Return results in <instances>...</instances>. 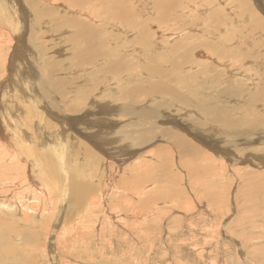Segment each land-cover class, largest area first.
I'll return each mask as SVG.
<instances>
[{
	"label": "rangeland",
	"instance_id": "374dc122",
	"mask_svg": "<svg viewBox=\"0 0 264 264\" xmlns=\"http://www.w3.org/2000/svg\"><path fill=\"white\" fill-rule=\"evenodd\" d=\"M41 1L22 0L27 14L20 19L22 25L26 24V40L31 39L24 43L25 71L18 72L24 77L15 73V82H9L12 76L8 68H4L0 72V87L3 91L13 87L18 92L16 82H19L22 91H27L23 84L29 86L30 83L38 94L35 95L39 99L43 97L39 109L28 105L23 110L26 113L19 112L14 117L9 111L8 120L15 135L16 124L21 122L22 127L33 136L28 143L22 142L25 149H21L19 161L23 165H32L22 169V173L27 175L29 171L34 181H39V178L49 181L52 178L54 193L51 198H42L39 190L28 191L30 188L25 186V179L5 186L6 180L12 182L15 178L8 169L11 162H8V168H4L6 171L3 169L5 172H0L3 174L0 198L1 193L6 191L11 194L14 191L15 198L22 201L21 212L28 210L26 201L32 208L24 211L29 216L23 217V213L18 211L19 204H16L20 201L16 202L8 194L6 197L10 199L5 200V206L9 207L4 209L0 205V227L3 226L0 228V240L3 239L0 241V264H54L55 259L58 264H264V97L256 96L258 88L264 85V0H167L175 2L176 7L170 10L171 17L166 19L147 0L153 9L150 10L153 14L145 17L151 21L150 28L142 31L138 26L127 25L136 30L125 34L107 23L98 25L95 19L73 14L71 10L58 6L59 2L52 4L49 0ZM133 1L131 3L136 6V9L132 7L133 11L138 10L139 5L140 9H144L143 2ZM244 2L246 5H243ZM175 8L183 19L166 31L169 25L164 24L172 19ZM48 9L51 13L47 12ZM61 16L67 20L71 17L83 19L94 24L97 30L101 28L102 32L105 31L102 38L108 39V45H103L105 50L102 47V58L105 55H111V58L103 66V62L100 66L98 64L99 67L78 60L77 46L71 39L74 38V30L66 21L61 25ZM4 17H1L3 28L8 29L10 36L12 25H17V22L11 20L10 25ZM254 17L259 19L258 22ZM190 22H193L192 25H189ZM183 29H186L185 33L194 35L186 47L190 52L189 60L182 58L185 50L180 46L186 40L178 33ZM208 32H212L213 37L217 35V39L220 37L222 41L219 39V43L225 42L223 50L228 46L231 51L218 55L223 46L217 45L214 50V47L211 48L214 42L196 39ZM182 33L185 35L184 31ZM114 36L118 37L119 42H113ZM192 39H195V43ZM6 40L3 45L6 43L4 50L8 51ZM159 46L161 49L158 51L156 48ZM196 47L197 50L194 49ZM81 48L79 46V51ZM203 50L208 52V61L202 62L198 55L200 62H196V52ZM248 52H255L258 60L247 56ZM252 76L256 80L254 83L251 82L254 80L247 81ZM15 92L13 95H7L5 91L2 93L6 95L0 98L3 112H8L4 107L8 109L10 104L15 103L12 101L18 95ZM32 95L34 102L36 97ZM44 106L53 114H66L78 119L75 124H70V128H64L60 121L51 120L54 124H47L42 114L35 111L45 109ZM89 113L101 118L105 116L106 121L103 124L98 122L100 118L94 121L95 117H90ZM28 116L39 124L30 127V131L26 122ZM125 119L130 122H125ZM88 122L93 124L83 126ZM119 122L117 128L121 129H114L112 126ZM86 128L91 129L88 131ZM110 133L115 139H112L113 142L107 138L111 137L108 136ZM176 135L194 144L196 153L191 154L179 147ZM124 143L129 146L120 154L118 150L126 147ZM108 162L114 164L112 166L118 173L115 174L117 180L120 178L121 189H114L108 201L101 203L99 208L89 206L88 201L93 199V194L97 198L101 190L107 191L100 180L106 174ZM139 171H145L149 176L136 188H131V181L122 184V178L131 180V174H139ZM109 183L107 187L112 186L113 181ZM22 185V192H16V187ZM88 185L93 191L85 206L81 207L79 202L86 198L74 188H91ZM112 193L118 195L111 196ZM26 195L31 201L25 199ZM148 199L152 200L144 206ZM69 205H73L74 215L67 212ZM41 208L45 213L39 211ZM19 228L22 236L15 233ZM9 231L20 238L21 245L17 246L9 238L13 236ZM51 232L55 234L51 235ZM37 236L40 240L35 245L43 244L41 247L44 251L40 252V247V250H32ZM25 239L28 245L22 244ZM44 245H49V248ZM16 247L18 250L14 252Z\"/></svg>",
	"mask_w": 264,
	"mask_h": 264
},
{
	"label": "bare ground",
	"instance_id": "6f19581e",
	"mask_svg": "<svg viewBox=\"0 0 264 264\" xmlns=\"http://www.w3.org/2000/svg\"><path fill=\"white\" fill-rule=\"evenodd\" d=\"M35 1H37V0H35ZM49 1H51L52 2V4H54V3H60L58 6H60V7H62V8H64V9H68V11L69 10H71V12L73 13V14H77V15H79L80 17H85V18H89V19H95V23L96 24H98V25H110V27L112 28H116V29H118L122 34H125L124 32H130V31H134V30H136V29H132V28H128L127 27V25H129L130 27H132V26H138V27H140V29L139 30H142V31H146L148 28H150L149 26H150V24H151V21L150 20H148V18H145L146 16H149V14H153V12L151 13V11L150 10H155L156 9V11H160V13H161V15H162V17L163 18H168V17H171V9L172 8H174V7H176V3L174 2H167V0L164 2V1H161V0H159V1H153L152 2V0H148L149 2H151L152 3V8H151V6H150V3L148 2L147 3V0H140V4L143 2V6H145V7H143L144 9H140V5H139V7H138V10H135V11H133V9H132V7H134V5L132 4V3H135L133 0H49ZM131 1H133L132 3H131ZM145 1V2H144ZM197 1V0H196ZM244 1V0H243ZM242 1V2H243ZM248 1V0H247ZM246 1V3H248L249 4V2H247ZM25 2V1H24ZM33 2H34V0H33ZM39 2H42L41 0H39ZM51 2H49V3H51ZM139 2V1H138ZM38 2H36L35 4H37ZM137 3V2H136ZM181 3V2H180ZM241 3V2H240ZM34 4V3H33ZM40 4V3H39ZM38 4V5H39ZM64 4H66V5H64ZM182 4V3H181ZM181 4L179 5V6H181ZM203 4V3H202ZM247 4V5H248ZM182 5H184V4H182ZM186 5V4H185ZM243 5H246L245 4V2H244V4ZM203 6V5H202ZM229 6V5H228ZM72 7V8H71ZM23 8H25V6L23 5V7H22V0H0V72H3V69L5 68V70H7V68H8V72L11 74V78L8 80L9 82H15V79H16V76H15V78H14V74L16 73V74H20V73H18L19 71L20 72H23V71H25V66H26V60L24 59L25 57V48H24V43H25V40H26V38H25V32H26V30H25V25H22V21H21V17L22 16H24L25 17V15L27 14V13H25V10L26 9H23ZM50 8V7H49ZM135 9H136V6L134 7ZM184 8H186L185 6H184ZM104 9V10H103ZM139 9H140V11H139ZM177 8H175V10H176ZM180 9V8H179ZM102 10V11H101ZM174 10V12L175 13H173V15H172V19H170V20H168V22L166 23V24H164V25H169L167 28H166V31H167V29L168 30H170V29H172V27H174V26H177L178 24H179V22H181L182 21V19H183V15L182 14H180V13H178L177 11H179V10H176L175 11ZM188 10V9H187ZM200 10V9H199ZM100 11V12H99ZM181 11V10H180ZM186 11V10H185ZM47 12H49V13H51V11L48 9V11ZM53 12V11H52ZM182 12H184L183 11V8H182ZM181 12V13H182ZM201 12V11H200ZM58 13H60V12H58ZM57 12H54V14H58ZM66 13V12H65ZM159 13V12H158ZM206 13V12H205ZM67 14V13H66ZM70 14V13H69ZM3 15H5V17L3 16ZM68 15V14H67ZM184 15H185V13H184ZM188 15V14H187ZM192 15V14H191ZM201 15V14H200ZM66 16V15H65ZM73 16V15H72ZM75 16V15H74ZM153 16V15H152ZM158 16V15H157ZM240 16V15H239ZM1 17H4V18H6V23H9L10 25H11V22L12 21H14V22H17V25H15V26H13L12 25V29H11V35L9 36L8 35V29H6V28H3L4 26H3V20H1L2 18ZM27 17V16H26ZM187 17V16H186ZM191 17V16H190ZM215 17V16H214ZM251 17H252V15H251ZM70 18V17H69ZM155 18V17H154ZM188 18V17H187ZM186 18V19H187ZM29 19V18H28ZM54 19H55V17H54ZM141 19V20H140ZM142 19H144V20H142ZM149 19H150V17H149ZM161 19V18H160ZM185 19V18H184ZM189 19V18H188ZM187 19V20H188ZM250 19V18H249ZM249 19H246V20H249ZM254 19H255V17H254ZM253 19V21L252 22H254L255 20ZM12 20V21H11ZM19 20L21 21V22H19ZM26 20V19H25ZM59 20L61 21V25H63V23H64V21H66V22H68V24H70V26H71V28H73V30H74V38H71V39H74V44L77 46L76 48H75V51H77V59L78 60H80V61H83L84 63L85 62H87L88 64L90 63V64H97L96 66H98V64H99V66H100V64H101V62H103L102 64H101V66H103V64H105V62H107V60L109 59V58H111L110 56L111 55H105L103 58H102V56H103V50H102V47H103V45H108V43H107V40H104L103 38H102V35H104L105 36V34H104V32H102V29H101V31H100V29L99 30H97L96 28H95V26H94V24H90L89 22H86V21H84L83 19H80V18H70V19H66L64 16H61L60 18H59ZM96 20H98V21H96ZM258 18H257V22H258ZM11 21V22H10ZM29 21V20H28ZM159 21V23H160V20H157V22ZM153 22V21H152ZM162 22V21H161ZM184 22V21H183ZM187 22H189V21H187ZM199 22V21H198ZM247 22V21H246ZM29 23V22H28ZM105 23H107V24H105ZM156 23V22H155ZM158 23V24H159ZM191 23V24H190ZM189 23V25H192V23L193 22H190ZM250 23V22H249ZM23 24H24V22H23ZM30 24V23H29ZM68 24H66V25H68ZM184 24V23H183ZM163 25V26H164ZM185 25V24H184ZM194 25V24H193ZM49 26V25H48ZM57 26V25H56ZM70 26L68 27V28H70ZM162 26V27H163ZM186 26V25H185ZM197 26H199V25H197ZM196 26V27H197ZM44 27V26H43ZM107 27V26H106ZM160 27V26H159ZM245 27H247V26H245ZM253 27V26H252ZM256 27V26H255ZM260 27V26H259ZM49 28V27H48ZM67 28V27H66ZM257 28H258V26H257ZM257 28H256V30H257ZM110 29V28H109ZM115 29V30H116ZM192 29V28H191ZM202 29V28H201ZM204 29V28H203ZM233 29V28H232ZM255 29V28H254ZM261 29H263V27L261 28ZM6 30V31H5ZM61 30V29H60ZM105 30H106V28H105ZM165 30V29H164ZM185 30L186 29H183V31H184V33H185ZM190 30V29H189ZM193 30V29H192ZM246 30H247V28H246ZM258 30H260L259 28H258ZM4 31V32H3ZM16 31V32H15ZM54 31V30H53ZM107 31V30H106ZM183 31H181L180 33H178L179 34V36H180V34L182 35V36H184V38H185V40H186V42H183V43H181V48L182 49H184L185 50V53L182 55V58H184L185 60H189V56H190V52H188V50L187 49H189V48H186L187 47V45H188V40H190L191 38L190 37H192V36H194V35H190V34H188V33H185V35H183ZM195 31V30H194ZM193 31V32H194ZM209 31V30H208ZM228 31V30H227ZM237 31V30H236ZM48 32V31H47ZM52 32V31H51ZM61 32V31H60ZM109 32V31H108ZM190 32V31H189ZM251 32L252 33H255V31L254 30H251ZM107 33V32H106ZM153 33V32H152ZM61 34V33H60ZM68 34V33H67ZM142 34V33H141ZM201 34H202V31H201ZM214 34H216L215 32H214ZM245 34V33H244ZM259 34H261L260 32H259ZM52 35V34H51ZM143 35V34H142ZM148 35H150V34H148ZM248 35H250V34H248ZM256 35V34H255ZM262 35H263V33H262ZM33 36V35H32ZM39 36V35H38ZM64 36V35H63ZM110 36V35H109ZM113 36V35H112ZM111 36V37H112ZM181 36V37H182ZM8 37V40H6V38ZM128 37V36H127ZM131 37V36H130ZM196 37V36H195ZM206 37V38H205ZM250 37V36H249ZM254 37V36H253ZM253 37L251 38V39H253ZM33 38H34V36H33ZM32 38V39H33ZM75 38L77 39V41L75 40ZM236 38V37H235ZM36 39V38H35ZM111 39V38H110ZM113 39V42L114 41H116V42H119L118 41V37H113L112 38ZM136 39V38H135ZM176 39V38H175ZM196 39L197 40H199V41H202V40H205L204 42H206V43H212V42H214L212 45H211V48H213L214 47V50H215V48H217V45L218 46H223V47H221V50H219L218 51V55H221V54H226L227 52H229V51H231V50H228V46L223 50L222 48H224V45H225V42H220L219 43V39H220V37L217 39V35H215L214 37H213V33L212 32H208L207 34H204L203 36H197L196 37ZM258 39H259V37H258ZM7 41L8 42V44H7V46H8V48H7V50L8 51H5L4 50V46L6 45V43H5V45H3V43H4V41ZM31 39H29V38H27V40L26 41H30ZM45 40V39H44ZM47 40V39H46ZM52 40V39H51ZM56 40V39H55ZM70 40V39H69ZM40 41H41V39H40ZM192 41L194 42L195 41V39H192ZM220 41H222L221 39H220ZM251 41V40H250ZM32 42V41H31ZM111 42V41H110ZM216 42V43H215ZM115 43V42H114ZM195 43V42H194ZM203 43V42H202ZM202 43H199V44H202ZM169 44V43H168ZM205 44V43H204ZM110 45H111V43H110ZM208 45V44H207ZM253 45V44H252ZM79 46H81L82 48H81V50L79 51ZM158 46V45H157ZM174 46V45H173ZM201 46H204V45H201ZM206 46V45H205ZM231 46H233V45H231ZM199 47V46H198ZM198 47H196V48H194V49H198ZM29 48V47H28ZM27 48V49H28ZM105 48L106 47H103V49L105 50ZM160 48V46L159 47H157L156 49H158V51L161 49H159ZM211 48H210V46H209V49H210V51L212 52V50H211ZM32 49V48H31ZM110 50H111V48H109ZM118 49V48H117ZM117 49H115V50H117ZM156 49H154V51L156 50ZM176 49V48H175ZM29 50H30V48H29ZM33 50V49H32ZM208 50V49H207ZM49 51V50H48ZM61 51V50H60ZM74 51V52H75ZM112 51H113V49H112ZM112 51L111 52H109V53H112ZM121 51V50H120ZM183 51V50H182ZM35 52V51H34ZM63 52V51H62ZM156 52V51H155ZM193 52H194V50H193ZM204 50L202 51V52H199V51H197L196 52V55L194 56L195 57V60H196V62H200V58H197L198 57V55H199V57H201V59H202V62H206V61H208V52L207 51H205L204 53ZM257 52H259V51H257ZM150 53V52H149ZM153 53V52H152ZM172 53V52H171ZM170 53V54H171ZM32 54V53H31ZM114 54H116L115 52H114ZM146 54V53H145ZM147 54H148V52H147ZM158 55H159V53H157ZM163 54V53H162ZM170 54H169V56H170ZM181 54V53H180ZM248 54V55H247ZM255 52H251V53H246V55L247 56H249L251 59H255V61H257L258 59L257 58H255ZM117 55V54H116ZM115 55V56H116ZM167 55V54H166ZM30 56V55H29ZM36 56V55H35ZM168 56V57H169ZM172 56V55H171ZM257 56V55H256ZM112 57H113V55H112ZM158 57H160V56H158ZM172 58V57H171ZM113 59V58H112ZM119 60H120V58H119ZM73 61V60H72ZM115 61V60H114ZM113 61V62H114ZM41 62V61H40ZM189 62V61H188ZM219 63V62H218ZM222 63V62H221ZM50 64V63H49ZM115 64V63H114ZM37 65V64H36ZM39 65V64H38ZM41 65V64H40ZM123 65V64H122ZM264 65V64H263ZM263 65L261 64L260 66H261V68H263ZM35 66V65H34ZM98 66V67H99ZM109 66V65H108ZM117 67V66H116ZM120 67V66H119ZM128 67V66H127ZM27 68V67H26ZM109 68V67H108ZM44 69V68H43ZM104 69V68H103ZM127 69V68H126ZM128 70V69H127ZM30 71H32V70H30ZM36 71V70H35ZM157 71H160L159 69H157ZM8 72H4V73H7V74H9ZM101 73H103L102 71H100ZM110 73V72H109ZM7 74H5L6 76L5 77H8L7 76ZM20 75H22V73L20 74ZM34 75H35V73H34ZM33 75V76H34ZM109 75V74H108ZM108 75H107V77H108ZM23 76V75H22ZM110 76V75H109ZM24 77V76H23ZM23 77H20V79L21 78H23ZM114 77V76H113ZM1 78V77H0ZM97 78V77H96ZM95 78V79H96ZM112 78V77H111ZM116 78V77H115ZM3 79V78H2ZM25 79V78H24ZM24 79H22V80H24ZM40 79V78H39ZM104 79V78H103ZM106 79V78H105ZM117 79V78H116ZM246 79V78H245ZM264 79V78H263ZM26 80V79H25ZM111 80L112 79H110L109 78V82H111ZM251 81V80H254L253 79V76L252 77H248L247 78V81ZM3 81V80H2ZM27 82H28V80H26ZM25 81V82H26ZM44 81V80H43ZM4 82V81H3ZM3 82H2V84H3ZM24 82V81H23ZM22 82V83H23ZM129 82V81H128ZM252 83H254V82H256V80H254V81H251ZM17 83V84H16ZM15 84L18 86L17 87V89H18V92H15L16 90H15V88H13L12 87V89H10L9 88V90L6 88L4 91H5V93L7 94V95H9V94H12L13 93V91L17 94L18 93V95H16V97L15 98H13L12 99V101L13 102H15V103H12V104H10L9 105V107H8V109H6L5 107H4V109L5 110H7L8 112H3V102L2 103H0V172H2V171H4L5 169V167L6 168H8V162H11L12 164H11V166H9V168L8 169H10L11 171L10 172H12L13 174V176L15 177V178H13V181L12 182H10V181H8V180H6V179H8V178H6L5 180V186H7V185H9V186H11L12 184H13V182H15V184L17 183V182H19V181H21L22 179H25V186H27V187H29L30 189L28 190V191H30V190H32V189H35V190H39L40 191V196L43 198H51V195H52V193H54V190L52 189V188H54V182H53V179L51 178L49 181L48 180H46V179H42V178H39V181H34V179L31 177V176H29V171L26 173L27 175H24V173H22V172H24V171H22V169H24V168H26V167H28V165H23L20 161H19V159H21V157H20V153H22V151H21V149L24 151V149H25V147H24V145L22 144V142L23 143H28L29 141H31V139L32 138H30L31 136H30V133H28L23 127H22V125H21V122H19V123H17V121H13V122H16L17 124H16V127H15V130H16V135H15V133H14V130L12 129V128H10L9 126H10V123H9V120L8 119H10V112H11V115H12V117H14L13 115L14 114H18L19 112H24L23 110H24V108H28V105H30V106H34V107H36V108H38L39 109V106H41V101H40V99H42V98H40L39 99V97H37L35 94H37V92H36V90L32 87V84H31V86H30V83H29V86L26 84V83H24L23 84V87H24V89H27V91H22L23 89H22V86L20 85H18V83L19 82H16ZM173 83V82H172ZM252 83H250L251 85H253ZM1 84V83H0ZM15 84H13V85H15ZM109 84V83H108ZM264 84V83H263ZM25 85V86H24ZM9 86V85H8ZM112 87V86H111ZM70 90V89H69ZM4 91L1 89V87H0V98L2 97L3 98V96H6V95H3L4 94ZM22 91V92H21ZM22 93V94H20V93ZM3 93V94H2ZM32 94H34L35 96H34V98L36 99V100H34V102L32 101ZM54 94V93H53ZM128 94V93H127ZM13 95V94H12ZM38 95V94H37ZM254 95V94H253ZM261 96V98H263L264 97V85L262 86V87H260V88H258V92L256 93V96ZM41 96V95H40ZM82 99V98H81ZM123 99V98H122ZM1 101H2V99H1ZM38 102V103H37ZM39 104V105H38ZM5 105V104H4ZM42 107V106H41ZM40 107V108H41ZM45 107V109H40V110H43V111H41L40 112V110H38V109H36L35 111L37 112H39L40 114H42L41 115V117H43V119L44 120H46L45 122L47 123V124H54V122H52L51 120H53V121H60V124H64V128H67V127H69L70 126V124L72 123V124H75L76 123V121H77V119H78V117H73V118H71V115H69V116H67L66 114L65 115H63V116H61V115H57V114H53L46 106H44ZM238 107V106H237ZM33 108V107H32ZM69 108V107H68ZM72 108V107H71ZM70 108V109H71ZM69 109V110H70ZM73 109V108H72ZM218 109V108H217ZM26 110V109H25ZM68 110V111H69ZM100 110V109H99ZM224 110V109H223ZM10 111V112H9ZM72 111V110H71ZM77 110H75V112H76ZM95 111V110H94ZM89 112H91V111H89ZM224 112V111H223ZM24 113H26V112H24ZM134 113V112H133ZM95 114H97V113H95ZM103 114V113H102ZM167 114V113H166ZM216 114V113H215ZM19 115H21V114H19ZM25 115V114H24ZM24 115H23V117H24ZM104 115V114H103ZM103 115H101V116H103ZM85 116V115H84ZM89 116L90 117H95V119H93L94 121H96V120H99V118H100V121H98V122H101L102 124H103V122H105L106 120L104 119V117L105 116H103L102 118L100 117V115H97V116H99V117H96V116H93L91 113H89ZM225 117H227V116H225ZM229 117V116H228ZM21 119H23L22 118V115H21V117H20ZM82 118H85V117H82ZM127 118V117H126ZM129 119H131V117H128ZM16 119H19V118H16ZM15 119V120H16ZM26 119H28L26 122H27V124H28V130L30 131V127H33L34 125H39V124H35V121H34V118L33 117H31V116H28V117H26ZM133 119H134V117H133ZM20 120V119H19ZM50 120V121H49ZM121 120V119H120ZM126 120V119H125ZM124 120V121H125ZM230 120V119H229ZM242 120V119H241ZM128 121V119L125 121V122H127ZM245 121V120H244ZM122 122H123V120H122ZM122 122H121V124H122ZM128 122H130V121H128ZM66 123H69V125L68 126H66ZM143 123V122H142ZM230 123H232V122H230ZM229 123V124H230ZM57 124V123H56ZM93 123H90V122H88V124H83V126H85V127H89V126H91ZM128 123H126V125H127ZM177 124V123H176ZM101 125V124H100ZM167 125V124H166ZM249 125V124H248ZM41 126V125H40ZM63 126V125H62ZM66 126V127H65ZM120 126V122H119V124L118 125H116V124H114L112 127L114 128V129H116L117 127H119ZM181 126V125H180ZM234 126V125H233ZM14 127V126H13ZM53 127H55V125H53ZM74 127V126H73ZM99 127V126H98ZM159 127V126H158ZM162 126L160 125V128H161ZM164 127V126H163ZM70 128V127H69ZM68 128V129H69ZM80 128V127H79ZM182 128V127H181ZM56 129V128H55ZM71 129H72V127H71ZM87 129V128H86ZM89 129H91V128H88L87 130L89 131ZM121 128H117L116 130H120ZM126 129V128H125ZM252 129V128H251ZM258 129V128H257ZM70 130V129H69ZM187 130V129H186ZM222 130V129H221ZM71 131V130H70ZM97 131V130H96ZM253 131V130H252ZM67 132V131H66ZM65 132V133H66ZM87 132V131H86ZM32 133V132H31ZM75 133V132H74ZM79 133V132H78ZM82 133V132H81ZM91 133V132H90ZM189 133V132H188ZM188 133H187V135H188ZM63 134V133H62ZM71 134H73V133H71ZM244 134V133H243ZM74 135V134H73ZM79 135V134H78ZM117 135V133L115 134V136ZM62 136V135H61ZM93 136H95V135H92V137ZM108 136H111V137H107L108 139H109V141L110 142H113V140L112 139H114L113 137H112V134L110 133V134H108ZM122 136V135H121ZM199 136V135H198ZM33 137V136H32ZM117 137V136H116ZM49 138V137H48ZM57 138V137H56ZM55 138V139H56ZM75 138V137H74ZM104 139V138H103ZM99 140V139H98ZM115 140V139H114ZM176 144L179 146V147H181V148H183L185 151H187V152H189V153H191V152H194V153H196V147L194 146V144H191V143H189V141L187 140V139H185V138H183V137H180V136H177L176 135ZM34 141V140H33ZM108 141V142H109ZM117 141V140H116ZM129 141V140H128ZM118 142V141H117ZM130 142V141H129ZM64 143V142H63ZM76 144V143H75ZM110 144V143H109ZM263 144V143H262ZM57 145V144H56ZM122 145V144H121ZM124 145L126 146V144L124 143ZM133 145V144H132ZM26 146V145H25ZM30 146V145H29ZM129 146V145H128ZM128 146H126V147H122V146H120V148H121V151L120 150H118V152L121 154L122 153V151H123V149H127V147ZM145 146H146V144H145ZM132 147V146H131ZM32 148V147H31ZM36 148V147H35ZM81 148V147H80ZM143 148H144V146H143ZM90 149V148H89ZM129 149V148H128ZM212 150H214V149H212ZM55 152H57L56 150H54ZM138 151H139V149H138ZM28 152V151H27ZM115 152V151H114ZM117 152V153H118ZM171 152H172V150H171ZM215 152V151H214ZM30 153V152H29ZM116 153V152H115ZM34 154V153H33ZM49 154V153H48ZM68 154V153H67ZM192 154V153H191ZM209 154H212V152L211 153H209ZM23 155H25V154H23ZM35 155V154H34ZM53 155V154H52ZM51 155V156H52ZM25 156H27V155H25ZM41 156H43V155H41ZM136 156V155H135ZM143 156V155H142ZM35 157V156H34ZM45 157V156H44ZM47 157V156H46ZM48 158V157H47ZM51 158V157H50ZM133 158H136V157H133ZM151 158V157H150ZM227 158V157H226ZM255 158H257V156L255 157ZM58 159V158H57ZM23 160V159H22ZM27 160H28V158H27ZM43 160L45 161V159L43 158ZM55 160V159H54ZM139 160V159H138ZM229 160V159H228ZM231 160V159H230ZM261 160V159H260ZM43 161V162H44ZM58 161V160H57ZM111 161V160H110ZM109 161V162H110ZM141 161H143V162H146L147 163V161H144V160H141ZM140 161V163H143V162H141ZM31 162V161H30ZM34 162V161H33ZM107 163L106 164V169H105V173L106 174H103L104 176H102L101 177V180H100V182L101 183H103V187H106V189H107V191H104V190H101L100 192H101V194L99 195V197H97V198H95V196H94V194H93V199H91V200H89L90 199V194H91V192L93 191V189H92V187L90 186V185H88V186H90L91 188H87V187H82V188H80V187H75L74 189H75V191H77L78 193H79V195H81V196H83V197H85L86 199H82L80 202H79V204H80V206L82 207V206H85L84 204H86L87 203V201H88V205L89 206H94L95 208L96 207H98L99 208V206L101 205V203H106L107 201H108V196H109V194L111 193V192H115L114 191V189H121V186H120V178H119V180H117L118 179V177H116V175L118 174L117 173V171L115 170V167L114 166H112V165H114V164H110V163ZM118 162V161H117ZM126 162V161H125ZM27 163V162H26ZM28 163H29V161H28ZM34 163H36V162H34ZM33 163V164H34ZM144 164V165H147V164ZM166 163V162H165ZM39 164V163H38ZM115 164H116V162H115ZM119 164V163H118ZM35 166H36V164H34ZM41 165V164H40ZM143 165V164H142ZM142 165H140V167L142 166ZM150 165V164H149ZM194 165V164H193ZM29 166H32V165H29ZM120 166V165H119ZM118 167V166H117ZM116 167V168H117ZM143 167V166H142ZM148 167V166H147ZM36 168V167H35ZM45 168V167H44ZM146 168V167H145ZM145 168H143V169H145ZM249 168V167H248ZM4 169V170H3ZM7 169V170H8ZM39 169V168H38ZM43 169V168H42ZM49 169V168H48ZM25 170V169H24ZM41 170V169H40ZM66 170V169H65ZM6 171V170H5ZM4 171V172H5ZM42 171V170H41ZM44 171V170H43ZM63 171V170H62ZM109 171H110V173H109ZM198 171V170H197ZM35 172H36V170H35ZM48 172H50L51 173V171H49L48 170ZM47 172V173H48ZM66 172V171H65ZM82 172V171H81ZM145 172V171H144ZM144 172H140L139 171V174L138 173H132L131 174V180L129 179V178H122V184H124V181H131V182H129V184L132 186L131 188H136L137 187V185L138 184H141L142 183V181L146 178V177H148L147 176V173H144ZM39 173H41V172H39ZM91 173V172H90ZM198 173V172H197ZM209 173V172H208ZM235 173V172H234ZM37 174V173H36ZM116 174V175H115ZM149 174L151 175V173L149 172ZM9 175H10V173H9ZM34 175V174H33ZM144 176V177H143ZM216 176V175H215ZM11 177V176H10ZM35 177V176H34ZM89 177V176H88ZM97 177V176H96ZM116 177V178H115ZM47 178H50V177H47ZM105 178V180H103ZM220 178V177H219ZM0 179H3V174H1L0 173ZM109 181L110 182H112L113 181V184H112V186H113V188H111L112 186L111 185H109V187H107V183H109ZM71 182V181H70ZM76 182V181H75ZM74 182V183H75ZM77 183V182H76ZM79 184V183H78ZM109 184H111V183H109ZM115 184V185H114ZM146 185V184H145ZM4 186V185H3ZM53 186V187H52ZM8 187V186H7ZM7 187H6V189H7ZM71 187H73V186H71ZM12 188V187H11ZM10 188V189H11ZM22 188H23V185L22 186H18V187H16V192L18 191L19 193L20 192H22ZM4 189V188H3ZM96 189V188H95ZM94 189V190H95ZM125 189V188H124ZM97 190V189H96ZM10 191V190H9ZM12 191V190H11ZM27 191V192H28ZM71 191H73V189L71 190ZM118 191V190H117ZM127 191V190H126ZM134 191V190H133ZM27 192L26 193H24V194H27ZM38 192V191H37ZM56 192V191H55ZM136 192H137V190H136ZM31 193H33L32 191H31ZM29 194V195H32V194ZM98 193V192H97ZM8 193H6V191L5 192H3V193H1V200L3 201L2 202V204L0 203V205H3L2 206V208H8L9 206H5L6 204H7V201H9V199L11 198V196L10 195H12L13 196V198L15 199V201L17 202V201H20V202H17L16 204H19V206L18 207H20L19 209H18V211L20 212V213H23L24 211H30L32 208L29 206V204L30 203H28L27 201H26V205L28 206V210H23V212H21V210L23 209V206L22 205H20V203L22 204V201L18 198H15V195H16V193L14 194V191H12L11 192V194H8L9 195V197H6V196H8L7 195ZM23 194V195H24ZM62 194V193H61ZM108 194V195H107ZM21 194H18V196H20ZM34 195V194H33ZM98 195V194H97ZM114 194L112 193L111 194V196H113ZM116 195H118V194H115L114 196H116ZM57 196V195H56ZM137 196V195H136ZM158 196H159V194H158ZM28 196L26 195V197H25V199L27 198ZM80 198V196L79 197H77V199H79ZM211 198V197H210ZM95 199V200H94ZM159 199V198H158ZM5 200H7V201H5ZM27 200L29 201H31V199H28L27 198ZM43 200H45V199H43ZM42 200V201H43ZM94 200V201H93ZM152 199H148V200H146L145 202L146 203H144V206H146L148 203H149V201H151ZM50 202V201H49ZM219 203V202H218ZM39 205H41L40 203H39ZM58 205L60 206V204L58 203ZM143 205V204H142ZM73 206V205H72ZM71 205H69V206H67V207H69V209L67 210V212L68 213H70V215H72L73 213H74V208L72 207ZM217 206V205H216ZM33 207V206H32ZM56 207V206H55ZM61 207V206H60ZM66 207V206H65ZM240 207V206H239ZM106 208H108V207H106ZM141 208H142V206H141ZM141 208H140V211H142L141 210ZM77 209H79V208H77ZM81 209V208H80ZM156 209H154V211H155ZM39 211H42V212H44L45 213V211L44 210H42V208L39 210ZM46 211H47V209H46ZM49 211V210H48ZM59 211H60V209H59ZM150 211V210H149ZM153 211V212H154ZM41 212V213H42ZM64 212V211H63ZM63 212H62V214H63ZM137 212H138V210H137ZM153 212H152V214H153ZM37 213H38V211H37ZM177 213V212H176ZM55 214V213H54ZM61 214V215H62ZM132 214V213H131ZM146 214V213H145ZM23 215V217H28L29 215H28V213L26 214V213H23L22 214ZM53 215V214H52ZM56 215V214H55ZM67 215V214H66ZM74 215V214H73ZM117 215V214H116ZM46 216V215H45ZM145 216V215H144ZM52 217H54V216H52ZM61 217V216H60ZM146 217H148V215L146 216ZM54 218H56V217H54ZM30 219V218H29ZM45 219H46V217H45ZM51 219V218H50ZM53 219V218H52ZM62 219V218H61ZM56 220V219H55ZM1 221V220H0ZM8 221V220H7ZM27 221H29V220H26L25 222H27ZM58 221V220H57ZM113 221H115V220H113ZM30 222V221H29ZM48 222V221H47ZM28 223V222H27ZM57 223V222H56ZM110 223V222H109ZM54 224V223H53ZM75 224V223H74ZM0 225H1V222H0ZM47 225V224H46ZM48 226V225H47ZM51 226H52V224H51ZM127 226V225H126ZM34 227V226H33ZM52 227H54V226H52ZM130 227V226H129ZM0 228H3V226L2 227H0ZM46 228V227H45ZM72 228V227H71ZM99 228V227H98ZM97 228V229H98ZM20 229V228H19ZM43 229V228H42ZM47 229V228H46ZM50 229H51V227H50ZM70 229V228H69ZM123 229V228H122ZM52 230V229H51ZM12 231H13V229H12ZM48 231V230H47ZM46 231V232H47ZM133 231V230H132ZM21 229L20 230H16L15 231V233L18 235V236H22L21 235ZM68 232V231H67ZM105 232V231H104ZM129 232V231H128ZM131 232V231H130ZM23 233V232H22ZM52 233L53 232H51V235H52ZM117 233V232H116ZM9 234H10V236H12V234H13V236L12 237H9V238H11L12 239V241L14 242V243H17L18 245L17 246H19V245H21V243H19L20 242V238L18 237V236H14V232L13 233H11L10 231H9ZM53 234H55V233H53ZM25 235V234H24ZM57 235V234H56ZM131 235V234H130ZM47 236H48V234H47ZM58 236V235H57ZM59 236H60V234H59ZM51 237V236H50ZM9 238H8V240H9ZM46 238V237H45ZM24 239V238H23ZM28 239V238H27ZM52 239H54V235H53V238ZM232 239V238H231ZM39 240H40V238H39V236H37V238L36 239H34V241H35V243H34V245L36 244V243H38L39 242ZM76 240V239H75ZM74 240V241H75ZM0 241H3V239H1ZM6 242H7V240H5ZM27 240L25 239L23 242H22V244H25V242H26ZM50 241V240H49ZM56 241V240H55ZM80 241V240H79ZM78 241V242H79ZM47 242V241H46ZM52 242H54V241H52ZM59 242V241H58ZM65 242V241H64ZM63 242V243H64ZM69 242V241H68ZM76 242V241H75ZM1 243V242H0ZM33 243V242H32ZM39 244V243H38ZM35 245V246H33V248H32V250L33 249H36V251L37 250H40V252L41 251H44V250H42V245L41 246H39V245ZM53 244V243H52ZM51 244V245H52ZM65 244V243H64ZM68 243H67V240H66V245H67ZM25 245H28V243L27 244H25ZM73 245V244H72ZM76 245H77V243H76ZM45 246V245H44ZM49 245H47V247H48ZM53 246V245H52ZM60 246H61V244H60ZM68 246V245H67ZM67 246H65L64 248L66 249L67 248ZM75 246V245H74ZM1 247V246H0ZM40 247V249H38ZM46 247V246H45ZM46 247V248H47ZM72 247V246H71ZM27 248V247H26ZM49 248V247H48ZM57 248V247H56ZM62 248V247H61ZM75 248V247H74ZM43 249H45V248H43ZM51 249V248H50ZM60 249V248H59ZM58 249V250H59ZM16 250H18V247H16V248H14L13 249V251L15 252ZM21 250V249H20ZM53 250V249H52ZM67 250H68V248H67ZM49 251V250H48ZM60 251V250H59ZM58 251V252H59ZM53 252V251H52ZM64 252V251H63ZM9 253H11V251L9 252ZM17 253V252H16ZM55 254V253H54ZM122 254V253H121ZM56 256V255H55ZM52 257H53V255H52ZM35 259V258H34ZM40 259V258H39ZM52 260H54V258H52ZM55 261V262H54ZM53 262H54V264H58L57 263V260L55 259ZM64 261V260H63ZM85 261V260H84ZM65 262V261H64ZM63 262V263H64ZM71 264V263H70Z\"/></svg>",
	"mask_w": 264,
	"mask_h": 264
}]
</instances>
